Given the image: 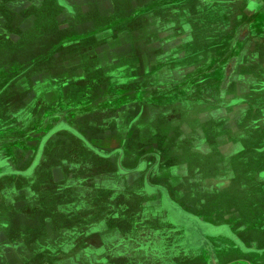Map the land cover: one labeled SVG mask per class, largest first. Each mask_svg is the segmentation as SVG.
I'll use <instances>...</instances> for the list:
<instances>
[{
    "label": "crops",
    "instance_id": "0c3cea01",
    "mask_svg": "<svg viewBox=\"0 0 264 264\" xmlns=\"http://www.w3.org/2000/svg\"><path fill=\"white\" fill-rule=\"evenodd\" d=\"M209 4L0 0L14 18L11 23L0 9L5 41L0 58L7 62L0 68V115L6 116L0 129L7 127L0 139V264L49 261L44 253L51 246L60 256L70 251L74 240L63 230L53 239V228L65 222L63 212H73L75 203L68 209L59 204L68 199L70 172L96 168L95 159L102 165L112 160L126 173L142 167L145 181L153 183L150 188L192 218L212 221L226 208L227 181L236 173L232 163L240 160L248 167L253 150L264 155V108L250 114L242 104L229 107L233 86L222 89L218 84L223 80L215 74L184 72L186 67L194 72L200 61L185 58L196 49L183 47V30L204 19ZM229 6L225 30H242V16L235 14L239 4ZM205 29L216 27L194 26ZM202 77L210 82L207 86H201ZM230 77L224 83L233 82ZM257 92L259 108L264 92ZM71 115L77 121L61 124L63 116ZM46 128L56 129L45 140ZM29 149L34 150L28 155ZM106 150L113 151L111 159ZM32 162L37 165L28 173ZM45 181L59 192H51ZM217 181L224 187H217ZM107 188L110 194H136L131 187L117 193ZM100 190L77 187L71 197H77L78 209L87 208L83 195L92 193L95 202ZM241 221L249 226V216ZM46 227L48 236L35 240V233ZM5 231L21 236L11 241Z\"/></svg>",
    "mask_w": 264,
    "mask_h": 264
},
{
    "label": "rangeland",
    "instance_id": "374dc122",
    "mask_svg": "<svg viewBox=\"0 0 264 264\" xmlns=\"http://www.w3.org/2000/svg\"><path fill=\"white\" fill-rule=\"evenodd\" d=\"M232 4H239L235 14L237 18L242 16L239 26L242 30H225L226 16ZM0 9L12 23L13 16L2 7ZM204 16V19H197L198 23L188 21L189 25L183 30L180 39L183 47L193 44L196 49L186 54L185 58L200 61L194 72L188 67L184 72L197 76L215 74L218 80H223L218 84L222 89L233 86L234 92L226 104L229 107L242 104L249 108L247 112L255 114L256 108H264L262 99L259 108L256 104L257 91L264 92V0H210ZM211 24L216 30H194V26L204 28ZM2 42L5 41L0 38ZM2 48L1 45L0 51ZM16 51L14 47L12 53ZM6 63L0 58V68ZM31 69L28 72L26 69L24 75H28ZM230 76H233V82L224 83V79ZM209 83L207 78H201V86ZM7 90L2 91V95ZM16 101L13 100V104ZM60 118H57L58 123ZM1 119H6V116L0 115ZM63 119L65 121L61 124L77 121L76 115L63 116ZM59 126L63 125L56 128ZM6 128L0 129V139L7 135ZM48 129L44 130L45 140L55 132V129L49 132ZM33 150L26 152L29 155ZM105 152L110 154V159L113 157V151ZM255 154L253 150L255 159H249L248 167L240 160L232 163L231 169L236 173L231 183L227 181L231 194L225 199L226 208L218 215L216 213V219L212 221L195 219L178 207L176 209L163 192L150 188L153 183L150 179L145 181L146 173L142 167L126 173L120 171L118 163L112 160H105V165H102L100 162L96 164L95 159L92 164L96 168L79 172L73 170L66 183L68 191L64 198L68 199H63L59 205L68 209L71 203H75L72 207L75 209L67 213L62 211L65 222L53 228V239L56 237L57 240L60 235L57 230H63L65 237L74 240L73 246L62 256L51 246L52 254L50 250L44 253L50 256V263L42 260L36 264H264V155ZM239 158V153L232 157L234 161ZM36 165L37 162H32L27 172L30 173ZM98 174L101 177L96 178ZM50 184L46 182V187ZM218 185L222 184L217 181V187H224ZM64 186L62 184L60 188L64 189ZM96 186L101 187L100 200L91 202L92 193L83 195L88 206L78 209L77 197H71V193L77 187ZM49 187L54 194L59 192L58 186ZM107 187L117 188L116 193L131 187L136 194H110ZM246 215L249 216L248 227L246 222L241 221ZM46 229L41 228L38 234L35 233V240L47 237ZM4 234L11 241L16 239V235L21 236L7 231ZM53 255L54 258L51 257Z\"/></svg>",
    "mask_w": 264,
    "mask_h": 264
}]
</instances>
